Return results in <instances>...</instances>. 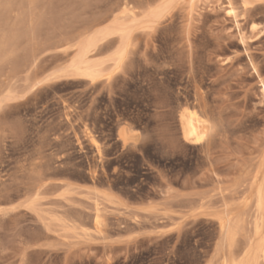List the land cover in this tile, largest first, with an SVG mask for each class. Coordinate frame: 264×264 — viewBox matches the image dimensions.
<instances>
[{
	"label": "rangeland",
	"instance_id": "1",
	"mask_svg": "<svg viewBox=\"0 0 264 264\" xmlns=\"http://www.w3.org/2000/svg\"><path fill=\"white\" fill-rule=\"evenodd\" d=\"M175 1L0 0V264H264V8Z\"/></svg>",
	"mask_w": 264,
	"mask_h": 264
},
{
	"label": "bare ground",
	"instance_id": "2",
	"mask_svg": "<svg viewBox=\"0 0 264 264\" xmlns=\"http://www.w3.org/2000/svg\"><path fill=\"white\" fill-rule=\"evenodd\" d=\"M173 1L174 0H167V2L164 4V3H162V4H164L163 6H161L158 10L156 9H154V11H152L151 12V16H154V17H158V16H160L161 14H160V12H163L164 13V11H167V8L173 3ZM177 1V0H176ZM175 1V2H176ZM195 1V0H194ZM221 1V0H220ZM232 1L233 0H226V2L228 3V5H229V8L230 9H228L229 11L228 12H230V13H233V11H234V7L236 6H234L233 5V3H232ZM165 2V1H164ZM241 2H242V6H243V12H244V15L246 14L247 16H248V18H250V17H252V16H254L253 15V13L255 14L256 12H253V11H255V10H257V9H259L261 6H262V8H264L263 7V5H261L262 3H264V2H262V0H241ZM235 4V3H234ZM152 5V4H151ZM160 5V4H159ZM227 5V6H228ZM145 8V7H144ZM152 8V7H151ZM158 8V7H157ZM228 8V7H227ZM132 9V8H131ZM168 9H170V8H168ZM263 10V9H262ZM139 10H137V12H138ZM135 12V11H134ZM157 12H159V14L160 15H158L157 14ZM168 12H169V10H168ZM253 12V13H252ZM258 12V11H257ZM136 13V12H135ZM134 13V14H135ZM235 13H236V11H235ZM251 13H252V16H249V14L251 15ZM132 14V13H131ZM134 14H133V17L134 18H132V20L133 19H135V16H134ZM165 14H166V12H165ZM165 14H164V16H165ZM139 15H140V13H139ZM139 15H137V16H139ZM146 15V14H145ZM144 15V16H145ZM232 15H234V14H232ZM237 15V14H236ZM163 16V15H162ZM163 16V17H164ZM238 16V15H237ZM246 16V17H247ZM120 17V16H119ZM140 17V16H139ZM162 17V18H163ZM236 17V16H235ZM130 18V17H129ZM137 18V17H136ZM141 18V17H140ZM144 18V17H143ZM150 18V17H149ZM152 18V17H151ZM245 18V17H244ZM107 19V18H106ZM159 19V18H158ZM246 19V18H245ZM251 19V18H250ZM120 20V19H119ZM125 20V19H124ZM135 20H137V19H135ZM147 20V19H146ZM152 20V19H151ZM156 20V19H155ZM155 20H153V21H155ZM160 20V19H159ZM143 21H145V19H143ZM248 21V20H247ZM251 22V21H250ZM140 23H142V21L140 22ZM144 23V22H143ZM145 23H146V21H145ZM144 23V24H145ZM156 23V22H155ZM154 23V24H155ZM131 24H132V22H131ZM130 24V25H131ZM150 24V23H149ZM149 24H146L145 26L147 27V25H149ZM249 24V23H248ZM125 25V24H124ZM123 25V26H124ZM130 25H128L129 27H130ZM135 25V24H134ZM151 25V24H150ZM149 25V26H150ZM122 26V27H123ZM127 25H125V28L127 29L128 28V26L126 27ZM132 26V25H131ZM143 26V25H142ZM148 26V27H149ZM152 26V25H151ZM121 27V26H120ZM119 28V29H116L118 32H120V33H123V34H125L124 32V28ZM136 27V26H135ZM134 26H133V28H135ZM249 27V31H250V33H251V35H247V34H245L244 32L241 34V39L244 41L245 39H253V38H255V40L256 39H259V38H261V36L262 35H264L263 33H264V27L263 28H260V26H259V24L258 23H255V22H251V24L248 26ZM114 28V27H113ZM136 28H139V27H136ZM135 28V29H136ZM125 29V30H126ZM134 29V30H135ZM248 30V29H247ZM107 31H109V30H107ZM106 31V32H107ZM133 31V30H132ZM131 31V32H132ZM130 32V31H129ZM128 33V32H127ZM126 33V34H127ZM107 34H110V33H106L105 35H104V37L107 35ZM126 34L124 35L125 36V38H126ZM128 35V34H127ZM94 37H95V35H94ZM103 37V38H104ZM93 38V37H92ZM128 38V37H127ZM100 40H102V39H100ZM125 41V40H124ZM101 42V41H100ZM125 44L127 43V41H125L124 42ZM123 45V44H122ZM97 46H98V39H92V40H89V41H87V42H85V43H83L82 44V46H81V48H80V53H79V56H78V58H77V60H75L74 62V64H71L73 67L71 68V69H73L74 68V70L76 71V72H78V74H81V75H83V76H85V77H87V78H89L91 81H95V80H97L99 77H101V72L103 71H101L100 69H99V67H98V65L96 64V63H94V62H91L90 61V55H92V53L94 52V50H96V48H97ZM123 47V46H122ZM121 47V48H122ZM125 48H126V46H125ZM95 53V52H94ZM124 53H126V51L124 52V49L122 48V51L119 53V58H122V56H125V55H123ZM117 54H118V52H117ZM252 59V58H251ZM121 60V59H120ZM253 63V62H252ZM103 75V74H102ZM261 87H262V90H261V92H262V95H263V97H264V80H261ZM199 95V94H198ZM201 98V97H200ZM200 102H201V100H200ZM199 104V103H198ZM205 104V103H204ZM200 105V104H199ZM198 106V105H197ZM200 107H202L201 105H200ZM183 109V108H182ZM190 109V108H189ZM201 109H203V110H205L204 109V107H202ZM205 112V111H204ZM181 128H182V138H184V140H185V142H189V143H201V141H203V140H205V138H206V136H208V135H210V133L209 132H211V130H212V127H215L214 125H212L209 121L210 120H208V119H206L204 116H202V115H200V114H198V112H195V111H192V109L191 110H187V109H185V110H183L182 111V113H181ZM217 118H218V116H217ZM215 119V118H214ZM180 120V119H179ZM217 123V122H216ZM219 123V122H218ZM217 123V124H218ZM216 125V124H215ZM126 129V128H125ZM125 129H122L121 131H120V135L122 136V138H123V140L124 141H127V137H128V133H127V131L125 130ZM130 130H132L131 128H129ZM128 128H127V130H129ZM133 131V130H132ZM128 132H130V131H128ZM135 133H133V135H134ZM213 133H211V135H212ZM215 134H216V132H215ZM133 135H132V137H133ZM211 135H210V137H211ZM214 135V134H213ZM139 136V135H138ZM137 136V137H138ZM210 137H208V138H210ZM129 138H130V136H129ZM137 139V138H136ZM129 140V139H128ZM208 140V139H207ZM262 163V162H261ZM262 165H264V163L262 164ZM262 165L260 166V167H262ZM260 170H262V169H260ZM32 171H33V169H32ZM34 171H36L35 169H34ZM44 171V170H43ZM42 171V172H43ZM263 172H262V175H263V178L261 179V181H257V179H259V178H257L256 179V181L258 182L257 183V188L255 189L256 190V205H257V208L260 210V211H264V169L262 170ZM258 172V171H257ZM37 173V172H36ZM35 173V174H36ZM41 173V171L39 170V174ZM255 173V172H254ZM38 174V173H37ZM38 174V175H39ZM37 175V178L39 177ZM44 175H45V172H44ZM43 175V176H44ZM261 175V176H262ZM41 177H39L38 179H42L43 177H42V174L40 175ZM256 176V175H255ZM259 176V175H258ZM34 178H35V175H34ZM36 178V179H37ZM43 180V179H42ZM37 181H39V180H37ZM43 182V181H42ZM41 181L39 182V183H42ZM38 183V182H37ZM256 183V182H255ZM252 184V183H251ZM38 185V184H37ZM36 185V186H37ZM38 186H40V184L38 185ZM43 186V185H42ZM34 187H35V185H34ZM37 188V187H36ZM40 188V187H39ZM34 189V188H33ZM40 189H42V188H40ZM35 190V189H34ZM68 190V189H67ZM36 191V190H35ZM69 191H70V189H69ZM40 192V191H39ZM65 193V192H64ZM253 193H254V191H253ZM38 195V194H37ZM36 195V196H37ZM62 195V194H61ZM101 196H103L102 194H101ZM105 196H106V198H108V199H111V195L109 196L107 193H105ZM39 197V196H38ZM113 198V197H112ZM251 198V197H250ZM31 199V198H30ZM37 198H35L34 200H36ZM112 200V199H111ZM29 201V200H28ZM37 201H38V199H37ZM116 201V200H115ZM35 202V201H34ZM108 202H109V200H108ZM38 203V202H37ZM29 204V203H28ZM34 205H36V203L35 204H33L32 206L34 207ZM30 207V206H29ZM32 208V207H31ZM35 208V207H34ZM98 215H100V214H98ZM97 215V216H98ZM101 215H102V213H101ZM98 218V217H97ZM100 218H101V216H100ZM100 218H98L97 220H99ZM219 220H220V222H219V227H220V231L223 233V235H224V233H227L230 229H229V225H228V220H226L225 218H223V217H220L219 218ZM230 222V221H229ZM236 225H238V224H236ZM259 229H260V227L259 226H257V230L259 231ZM85 231V230H84ZM88 235V234H87ZM224 240V239H223ZM259 248V247H258ZM261 252V251H260ZM233 254V253H232ZM250 255H251V253H250ZM236 257V256H235ZM238 258V257H237ZM249 258V257H248ZM253 259H248V260H240L239 259V261H237V260H235V259H232V264H252L253 263V261H252ZM257 260V259H256ZM256 263V262H255ZM257 264H258V262H257Z\"/></svg>",
	"mask_w": 264,
	"mask_h": 264
},
{
	"label": "clouds",
	"instance_id": "3",
	"mask_svg": "<svg viewBox=\"0 0 264 264\" xmlns=\"http://www.w3.org/2000/svg\"><path fill=\"white\" fill-rule=\"evenodd\" d=\"M149 139H150V137H149ZM170 150H171V146L165 148V152H166V153H167L168 151H170Z\"/></svg>",
	"mask_w": 264,
	"mask_h": 264
},
{
	"label": "snow or ice",
	"instance_id": "4",
	"mask_svg": "<svg viewBox=\"0 0 264 264\" xmlns=\"http://www.w3.org/2000/svg\"><path fill=\"white\" fill-rule=\"evenodd\" d=\"M262 2H264V0H262ZM232 13H229V15H231ZM147 139V137H145Z\"/></svg>",
	"mask_w": 264,
	"mask_h": 264
}]
</instances>
